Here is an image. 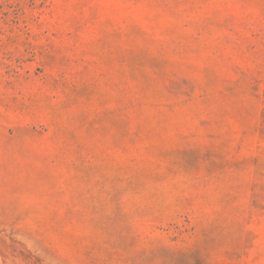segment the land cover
<instances>
[{
  "label": "rangeland",
  "instance_id": "374dc122",
  "mask_svg": "<svg viewBox=\"0 0 264 264\" xmlns=\"http://www.w3.org/2000/svg\"><path fill=\"white\" fill-rule=\"evenodd\" d=\"M0 264H264V0H0Z\"/></svg>",
  "mask_w": 264,
  "mask_h": 264
}]
</instances>
